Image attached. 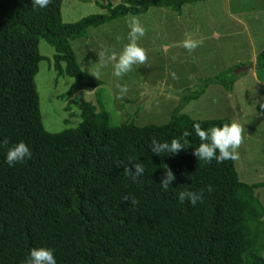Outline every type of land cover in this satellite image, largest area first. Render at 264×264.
<instances>
[{
	"label": "trees",
	"instance_id": "16d2710c",
	"mask_svg": "<svg viewBox=\"0 0 264 264\" xmlns=\"http://www.w3.org/2000/svg\"><path fill=\"white\" fill-rule=\"evenodd\" d=\"M202 1L122 0L63 23L62 0L38 10L31 0H0V139L22 140L32 153L9 167L0 149V264H22L29 249L41 246L53 249L56 264H264V206L255 193L264 179L240 180L233 159L198 160L195 134L175 155L148 148L151 138L168 141L194 122L204 129L231 122L192 119L182 110L212 84L229 92L237 75L225 70L199 80L192 92L193 86L184 88L166 123L140 127L114 122L98 90L96 104L84 99L101 82H84L71 47L89 28L125 15L150 8L179 15L183 6ZM39 41L54 50L56 76L73 81L60 98L75 93L70 103L80 111L75 127L56 133L43 126L34 84L43 59ZM257 66H264V49ZM135 162L145 171L134 182L123 168ZM164 166L175 177L167 191L158 185ZM185 189L202 199L194 206L179 202L176 194ZM125 196L136 203L122 201Z\"/></svg>",
	"mask_w": 264,
	"mask_h": 264
},
{
	"label": "rangeland",
	"instance_id": "374dc122",
	"mask_svg": "<svg viewBox=\"0 0 264 264\" xmlns=\"http://www.w3.org/2000/svg\"><path fill=\"white\" fill-rule=\"evenodd\" d=\"M122 0H62L61 21L72 23L92 14L103 13L102 5ZM125 15L87 30L84 38L71 42L84 82L97 80L91 75L126 43ZM145 28L138 44L145 49L146 62L127 73L119 83L127 92L117 98L116 79L111 67L101 69V84L85 91L84 99L96 104L100 93L113 121L132 122L136 126L161 125L167 122L184 88L195 87L199 80L222 71H231L237 79L229 92L210 85L203 95L188 102L182 112L192 119L226 118L242 126L241 143L236 149L234 167L246 183L264 179V87L254 79L264 80V66L257 67V54L264 49V0H204L181 8L179 15L169 9L150 8L137 16ZM117 37H120L117 40ZM185 39L200 40L192 51L182 47ZM43 59L38 64L34 84L44 128L60 132L75 127L80 116L70 98L60 96L72 84L67 76L58 77L52 69L54 50L38 42ZM254 64L252 72L239 70ZM238 70V71H236ZM238 72V73H237ZM169 73H174V78ZM241 75V76H240ZM240 76V77H239ZM255 101H257L255 103ZM134 113V114H133ZM264 206V187L255 191Z\"/></svg>",
	"mask_w": 264,
	"mask_h": 264
},
{
	"label": "clouds",
	"instance_id": "9594fccd",
	"mask_svg": "<svg viewBox=\"0 0 264 264\" xmlns=\"http://www.w3.org/2000/svg\"><path fill=\"white\" fill-rule=\"evenodd\" d=\"M51 0H31V6L34 10L44 9L50 4ZM125 25L128 29L126 35V43L122 44L118 52L113 51L107 57L105 63L100 64L97 69L91 73L97 80L101 77V69L110 65L111 75L115 77L117 89V98L127 92V86L119 83L123 76L133 71L140 65H145L147 56L145 49L138 44V41L144 37L145 28L137 16L129 15L125 18ZM120 37H117L119 40ZM201 43L196 39H185L182 41V47L188 51H192ZM174 78V73H169ZM236 74V73H235ZM257 101H255L256 103ZM260 107L264 108V102L260 103ZM242 126L236 122L225 123L219 127L212 126L208 129L201 127L200 123L194 122L191 125V131L183 130L178 136L171 138L168 141H157L151 138L148 148L154 155L171 154L175 155L179 151L189 146L187 139L192 134L198 137L200 143L193 148L192 154L200 161L208 163L215 160L217 163L236 159V149L241 143ZM0 149H4V162L9 166L18 163H24L31 159L32 153L30 148L21 140L15 143L9 142L7 138L0 139ZM132 162L131 160L129 163ZM123 173L132 181H137L139 177L144 175V165L142 163H132L131 170L128 165L123 168ZM175 180L173 173L166 167H163V175L159 182V187L162 191H167L170 184ZM211 191V186L207 187ZM179 202L187 201L191 205H196L202 199L201 192H193L190 190H182L176 194ZM123 200H128L130 204H135L136 201L130 196L122 197ZM22 264H56V259L53 255V249L47 247H34L29 249Z\"/></svg>",
	"mask_w": 264,
	"mask_h": 264
},
{
	"label": "crops",
	"instance_id": "0c3cea01",
	"mask_svg": "<svg viewBox=\"0 0 264 264\" xmlns=\"http://www.w3.org/2000/svg\"><path fill=\"white\" fill-rule=\"evenodd\" d=\"M253 67H254V64L252 63V65L251 66H249V67H247L246 68V70H244V71H242V70H239V72L241 71V74L242 73H245V72H248V71H250V72H252L251 70L253 69ZM258 67V66H257ZM259 68V67H258ZM236 71H238V70H236ZM238 73V72H237ZM209 77V76H208ZM254 82H259L260 83V85H261V87H264V80L263 79H254ZM264 89V88H263Z\"/></svg>",
	"mask_w": 264,
	"mask_h": 264
},
{
	"label": "water",
	"instance_id": "95a60500",
	"mask_svg": "<svg viewBox=\"0 0 264 264\" xmlns=\"http://www.w3.org/2000/svg\"><path fill=\"white\" fill-rule=\"evenodd\" d=\"M242 71H244V70H246V68H244V69H241ZM236 73V72H235Z\"/></svg>",
	"mask_w": 264,
	"mask_h": 264
}]
</instances>
